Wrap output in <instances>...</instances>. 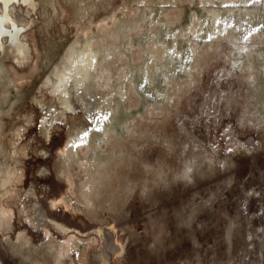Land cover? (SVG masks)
<instances>
[{"label":"rangeland","instance_id":"1","mask_svg":"<svg viewBox=\"0 0 264 264\" xmlns=\"http://www.w3.org/2000/svg\"><path fill=\"white\" fill-rule=\"evenodd\" d=\"M96 1L99 0H93L88 6L82 20L85 22L81 21L78 24L72 23V25L68 20L70 18L68 12H71L76 7L71 6V4H74V0H59V3L58 0H54L53 4L56 6V11L54 12L55 15L52 14V18L46 14V12L49 13V6L48 8H46L47 6L42 8L40 0H37V7L34 8L35 10L33 9L35 12L29 10L23 4H20L19 7L16 4L12 6L11 13L13 19L15 20L17 17V24L19 26L23 25L22 27H24L21 35L23 41L29 42L30 35L32 34L34 36V42H30V50H28V55H30L29 52L32 53L31 56L27 55L28 64H32L33 59L37 56L36 49H41L46 42H56L54 54L51 57L52 62H55L62 53L64 46L68 43L76 44L80 41L79 38H76L82 35L78 32V28L81 30L90 28L89 30L91 32L89 36L91 42L93 43L96 40L100 41L105 36V31L103 30H106V26L108 28L109 25L111 26L121 17L129 18L131 15L136 14L138 8L139 10L143 9V4H131V10H122L123 5L131 0ZM179 1L176 2L177 4H173L172 8H169L170 6L167 7L168 5L164 6L166 8H163V6L159 7V5L153 4L154 13L157 14L159 13L158 11L165 9L167 13L174 15L182 12L183 18L180 14L181 17L176 23V25H180L181 27L182 23L186 22L188 24L192 18V12L196 14L198 11L199 14L197 13L196 16L198 15L199 20L203 19L204 22L207 20L204 11H202V6L198 2L196 3L195 0H192L189 2L190 4L187 2L181 4ZM77 2L74 5H77ZM85 2H82V4H86ZM217 6L216 10L220 11L219 14L221 16L227 14V11L223 7L220 5ZM17 7L19 9L18 12ZM69 8L71 11H69ZM128 10H130L131 13H128L131 15L127 13ZM15 11L16 14L13 15ZM184 11L187 13L188 18H186ZM143 13L146 12L144 11ZM258 15H260L264 23V0ZM112 17H115V21ZM200 17L204 18L201 19ZM46 18L50 20V22L47 20V30L45 28L41 32L38 28L32 33L31 29L33 30L38 25L40 27L42 19ZM87 18H90V21L92 18L93 20L86 22ZM18 19L20 20L18 21ZM245 23L246 21L239 23L241 30L244 29ZM62 25L65 26V29ZM78 25L79 27L77 28ZM62 32L64 33L62 34ZM47 33L49 34L47 35ZM50 34L51 37H49ZM109 35L111 36V34ZM80 38L82 40L83 35ZM190 39L194 42L198 41L199 43L203 41V38L190 37ZM2 43L6 50L9 45V40L5 39ZM186 44L185 41H179L174 46L181 53L179 57L176 56L178 63L185 61L189 55L187 50H183ZM2 53L3 51H0L1 57ZM227 54L226 45H222L217 49L216 54L214 53L216 57L212 58L213 53L211 55L212 57L209 55L210 57L206 59V63L200 68L201 71L199 70V76L196 75V79L194 78V84H191L192 89L190 88L188 90L189 92L186 91L187 95L184 93L177 100L170 99L165 103V108L162 107V110H164L162 111V115L164 117L161 114L154 113L153 116H150V119L154 118L153 122H146L143 119L145 116L137 119L134 115L128 119L130 123L135 119V130L138 127L141 128L145 132V137L127 141L126 148L128 147L127 151L131 154V158L125 167L118 166L111 175L125 171L126 178L132 182V188L126 197L124 206L118 213L114 215L110 211H103L101 215H97V218L94 217V219L85 218L80 215H72L70 211L63 209L62 206L52 210L50 208V201L52 198L59 197L62 192H66L64 183L56 177L55 173L56 168L62 161V157L56 155L57 151L67 146L75 154H78V148L84 145L85 139L88 138L94 129L102 131L105 116L101 115L98 119L99 124L94 126L93 103L83 94L74 98V92H70L67 103L71 104V107L65 109H62L57 98H52L48 95L42 97L39 91H41L47 78H50V75H52L51 64L47 67H40V70L34 64L31 67L14 64L13 66L17 68V70L15 69L17 75L14 74V71H11L13 69H10L11 73L9 75H13V83L6 97L7 99L9 98L8 100L13 99V97L19 98L17 103L20 104L15 102L16 105L14 107L17 106L16 108L18 110H15L12 106V109L16 112L11 109L12 111L10 112L12 115L9 112V116H6L7 119H4L5 116L3 117L4 123L6 121L5 124L8 125H5L6 135L3 138V142L7 140V148L10 150L9 139L12 137L11 134L17 131L21 132L20 127H17L12 119L16 117V114L19 115L24 112L26 115L25 118L30 120L31 127H25L22 133V139L17 144L18 148L23 147L25 150L24 156L21 155L20 157V154L17 155L20 158L24 173L22 184L21 186H14L12 188L20 196L15 200L6 198L1 200V204L12 209L14 216L12 219L13 232L7 236L0 233V264H31L32 262H35L34 264H39V262L43 264H79L78 258L81 256L79 250L68 253L69 257L66 256L58 262L53 261L49 254H43L42 250L45 246V236L41 233L42 227H47L52 240H64L69 238V236H75L80 239L91 238L92 240L96 238L99 246L96 250H93V241L91 242L90 245L92 247L88 248L84 255V264H264V122L259 119L257 122H253L254 125H248L247 120L243 122L238 120L239 113L243 112V108L246 105V91L243 89H241L242 91L240 90V79L234 80V76L231 77L228 73L231 65L226 57ZM5 63L8 64V61ZM194 85L195 87H193ZM48 87H50V82H48L45 89ZM16 88L20 89L21 92ZM160 90L161 84L158 82L156 83L155 91H143L142 94L148 101H159L161 98L157 95V92ZM10 91L13 92L12 95ZM63 94L61 93L60 96ZM208 95H215L212 98L213 101L212 99L209 100L211 103L209 101H207L208 103L206 102V100L210 99ZM132 98L129 92L118 98L119 107H121L119 108V113L121 112L120 114H122L120 118L129 116L128 114L140 108L138 107L136 110L133 109L129 112L126 111V107L134 105V98L133 101ZM228 99L229 101H227ZM109 100L110 107L106 109L107 115L113 104V99L109 98ZM215 101L221 102L220 105L218 102L215 103ZM172 106H174V109ZM168 109H170L171 113ZM61 113L63 116H61ZM206 115L210 117H206ZM9 117L11 121H9ZM131 119L132 121H130ZM157 119L159 121L162 120L159 122ZM155 122H158L157 126ZM41 123L43 126L47 125L46 127L49 129V139L47 140L38 132V127ZM224 128H227V131L231 134V140L228 143L232 145L235 142L238 146L237 150L230 152L234 154L231 171L224 173L215 170L214 173L217 172L216 174L213 173L215 177L209 176L211 174H205V177L203 175L198 176L193 179L194 181L192 180V183H190L191 181L187 182L190 185H187L179 177L176 179L170 178L171 172H176L180 158L185 154V144L189 142V139L195 133L198 138L203 139V141L197 142V144L200 143L202 148L197 145V149L209 150V147L204 146L206 136L213 134L214 141L216 139L214 134L218 137L220 131ZM86 131L88 135L81 141L80 137ZM147 132H151V134ZM155 135H157V138L153 140L152 138H155ZM223 135L226 136L227 132L223 133ZM149 136L151 140H148L150 139ZM220 145L223 146L222 141H220ZM170 148L171 150H169ZM227 153L229 152L227 151ZM138 163L151 165L152 167L162 166L166 170L164 180H167H163L165 183L163 181H157L156 184L153 181L150 183V172L145 177V173L142 170L144 167H141ZM130 167L131 169L135 167L136 170H131ZM120 169L121 171H119ZM127 171L129 172L127 173ZM140 177H143V181ZM142 184L146 187L142 188L145 191L140 190ZM139 191L141 192L139 193ZM143 194L145 197H143ZM66 196L71 200L74 199L73 195L69 192L66 193ZM23 203L31 204L35 227L30 225L27 218L21 213L20 210ZM188 215L189 218H187ZM20 233L22 236L19 237V240L17 236ZM20 243H22V246Z\"/></svg>","mask_w":264,"mask_h":264},{"label":"bare ground","instance_id":"2","mask_svg":"<svg viewBox=\"0 0 264 264\" xmlns=\"http://www.w3.org/2000/svg\"><path fill=\"white\" fill-rule=\"evenodd\" d=\"M40 1L42 3V8H44V6H47L46 8H48L49 6V13H47L46 11L45 12L49 15H47L48 17L52 18V14H54V12L56 11V6L53 4L54 0ZM77 1L81 2V4H79V2ZM108 1L110 2V0H107L106 2ZM177 1H125L126 3L123 5L122 10H131L132 8H130V6L139 4H143V9L139 10L138 8L136 14L134 15L129 14L128 12H130V10H128L127 13L131 16L129 17L126 13L125 15H127V17L129 18L121 17L120 19L115 21L114 18L116 16L114 18L112 17L115 22L111 26L109 25L108 28L106 26V30H103L105 31V36L102 40H96L92 43L89 36V33L91 32L89 30L90 28L81 30L80 28H78V25V32L83 35L82 40L80 38L82 35L80 36L77 33L79 36L75 37L79 38L80 41H78L76 44L68 43L66 46H64L62 53L55 62H52L51 58L56 47V42L53 41L46 42L47 44L45 43L41 49L37 48V56L35 57V59H33L32 64H28V50H30V42H34V36H32V34L30 35L29 42L25 40L23 41L21 35L24 27H22L23 25L19 26L17 24V17L15 20L13 19L11 8L15 4L18 5V7L20 4H23V6L25 5L29 10H33L35 7H37V0H0V51H3L2 57L0 56V233L2 235L7 236L10 235L11 232H13L12 219L14 215L10 207L7 208V206L1 204V200H3L4 198L15 200L20 196L12 188L14 186H21L22 184L24 173L22 170L20 158H18L17 155L20 154V157L21 155L24 156L25 150L23 149V147L18 148L17 144L22 139V133L24 132L25 127H31L30 120L25 118L26 115L24 112L19 115L16 114V117L12 119L15 125L17 127H20L21 132L17 131L13 132L12 134L10 133L12 135V137L9 139L10 150L7 148V140H5L6 142H3V138L6 135V130L4 128L8 126L7 124H5L6 121L4 123V119H7L6 116H9V114L11 113L10 111L13 110L14 112H16L15 110H18V108H16L17 106H14L16 105L15 102L17 103L19 99L12 96L13 99L8 100L9 98L7 99L6 97L8 96L7 94L9 93V88L13 83V75H9V73H11L10 69H13L11 71H14V74L17 75V68H15L16 66H13L14 64H22L24 66L27 65L26 67H31L34 64L38 69L40 67H47L49 64H51L52 75H50L51 77L48 76L50 78H47V81L43 84L41 91H39L42 97L48 95L49 97L57 98L58 103L61 105L62 109H65L71 107V104L67 103L68 95L70 94V92H74L75 97L72 96L74 98H77L81 94H83L93 103L94 126H97L99 124L98 119L101 117V115L105 116V121L103 123L104 127L102 131L94 129L93 132L88 136V138L85 139L84 145L78 148V154H75L74 151L67 146L62 147L57 151L56 155L62 157V161L56 168L55 173L56 177L64 183L66 192H62L57 198H52L50 201V208L54 210L59 206H62L63 209L70 211L72 215H80L85 218L94 219V217H96L97 215H101L103 211H110L111 213H114V215L120 211V209L124 206L126 197L132 188V182H130L129 179L126 178L127 175H125V171L113 175H111V173L115 172L118 166L125 167L130 160L131 154L127 151L128 147L126 148L127 141L145 137V132L141 128L138 127L135 130V119L131 123L128 122V119L134 115L137 117V119H139V117L141 118L142 116H145V118L143 119L146 122H153L154 118L150 119V116H153L154 113H158L159 115L161 114V116H163L162 111L164 110H162V107H164L165 103L170 99L177 100L181 95L187 93L186 91L191 88V84L193 83V81H195L194 78L201 71L200 68L204 63H206V59L209 58L212 53L213 57H211H216L214 53L216 54L217 49L222 45H226V50L228 52L226 57L229 64L231 65V69L228 73L231 75V77L234 76V80L240 79V90L243 89L244 91H246V105L245 108H243V112L239 113L240 116L238 120L242 122L244 120H247V123H249L248 125H254L253 122H257L259 119L264 122V23L262 22L260 15H258V12L261 11L263 0H259V2H256V0H195L196 3L198 2L202 6V11H204V15L206 16L205 18H207V20L204 22L202 19L204 17H200L202 20H199L198 15L196 16L198 11L196 14L192 12V18L190 19L188 24H186V22L182 23V27L180 25H176L179 18L182 16V12H179L178 15H174L172 13H167L165 11L166 9H160L161 11H158L159 13L155 14L153 10V4H157L159 5V7L163 6V8H166L164 6L168 5L167 7L170 6L169 8H172L173 4L175 5ZM191 1L192 0H180L179 2L181 4H184L186 2L190 4L189 2ZM75 2H77L78 4L74 5ZM82 2H85L86 4H82ZM91 2H93V0H74V6L72 4L71 6L76 7L72 11L69 8V11L71 12H68V16H70V18H66L69 20V23H71V25L72 23L78 24L83 20L86 14V10ZM96 2H100V0ZM217 5L223 7V9L227 11V14H223L224 16H221L219 14L220 11L216 10L218 7ZM18 7L17 12L19 10ZM102 9L104 10L103 7ZM144 11L146 13H143ZM88 12L90 11L88 10ZM14 14H16V11L15 13H13V15ZM122 16L125 17L124 15ZM24 18L26 19V17ZM186 18H188L187 13ZM19 20L20 19H18V21ZM47 20L49 19H42L41 26L38 27V25L34 27L33 30L31 29L32 33H34V31L38 28L41 30V32L45 30L47 26ZM92 20L93 18L91 19V21ZM87 21H90V18H87L86 22ZM242 21H246L243 30L239 28V23ZM48 22H50V20ZM64 27L65 26H63V28ZM63 33L64 32H62V34ZM48 34L49 33H47V35ZM109 34H111V36ZM49 37H51V34L49 35ZM190 37L203 38V41H201L200 43L198 41L194 42L190 39ZM5 39L9 40V45L6 50L4 49V44L2 43V41ZM179 41H185L187 43L186 45H184L183 50L185 49L189 52V55L187 56L185 61H181V63H178L176 60V56L179 57L181 53L177 47H174ZM29 54L30 55L28 56L32 55L31 52H29ZM6 60L8 61V64L5 63L7 62ZM197 81L199 80L197 79ZM48 82H50V87L45 89ZM158 82L161 84V90L157 92V95L161 99L159 101L146 100L142 94L143 91H155L156 83ZM193 87H195V85ZM127 92H129L131 94V97L134 98V101L132 98L134 105H130L131 107H126L125 105L126 111L129 112L133 109L136 110L138 107L140 108L135 112L128 114L129 116L120 118L122 114H120L121 112L119 113V108L121 107H119L118 98L122 97L123 94H127ZM12 93L13 92H11V95ZM61 93L64 94L60 96ZM215 95H208L210 99L206 100V102L211 100ZM220 97L219 99H221ZM236 97L235 99H237ZM109 98L113 99V104L111 105L110 112L107 115L106 109L110 107ZM80 99H82V97H80ZM227 101H229V99ZM170 102L172 103V101ZM217 102L215 101V103ZM12 106L15 108V110L12 109ZM172 108L174 109V106H172ZM72 110L74 109L72 108ZM168 110L170 112V109ZM158 114L157 116L160 117ZM61 116H63L62 113ZM207 116L209 115H206V117ZM8 119H10L9 121H11L10 117ZM161 120L158 121L161 122ZM130 121H132V119ZM157 123L156 126L158 125ZM8 124L10 123L8 122ZM241 125H243V123H241ZM46 126L47 125L43 126L41 123V125H39L38 127V132L42 137H44V139L47 140L49 139V129ZM185 131L187 132V130ZM190 132L192 133V131ZM226 132L227 135L224 136L223 133ZM147 133L151 134V132ZM195 134L193 135V137L191 136L192 138L189 139V142L185 144V154L182 158H180L179 166L176 169V172H171L170 178L176 179L179 177L183 179V181L187 184V182L189 181H191L190 183H192V180L195 177L197 178L198 176H204L205 174H211L209 176L215 177L214 174L217 173H214L215 170H219L224 173L226 171H231V165L233 163L232 158L234 157V154H231L230 152L237 150L238 146L237 144H235V142L232 145L228 143L229 140H231V134H229L227 128L222 129L218 137L214 134V137H216V139L214 140L215 142L213 141V134L206 136V142L204 146L206 145V147L210 148L209 150L207 149L208 151L200 149L202 147L200 146V143L197 144V142L203 141V139L198 138ZM155 136V138H152L153 140L157 138V135ZM151 137L153 136L151 135ZM220 138L222 139L220 140ZM148 140H151V138ZM220 141L223 142V146L220 145ZM165 142L167 143V141ZM197 145L200 146V150L197 149ZM169 150H171V148ZM227 151L229 153H227ZM231 155L233 156L231 157ZM138 164L141 165V167H144V169L142 170L145 173V177L146 174L150 172V183H152L153 181L156 184L157 181H163L165 179L166 170L162 166L152 167L151 165L142 163ZM163 166L165 167V165ZM132 169H135V167H133ZM119 171H121V169ZM129 171H127V173ZM140 178L142 180L143 177ZM164 181L163 183H165ZM190 183L187 185H190ZM142 188L146 187H144V185L142 184L140 190ZM142 191L145 190L142 189ZM67 192L73 195L74 199H69V197L66 196ZM140 192L141 191H139V193ZM143 197H145L144 194ZM20 211L27 218L29 224L35 227L33 221L34 214H32L31 204L23 203L21 205ZM192 215L194 214L192 213ZM187 218H189V215ZM41 230L42 235L45 236V246L42 250V253L49 254L52 260L55 262L60 261L66 256L69 257L68 253L79 250L81 254V256L78 258L79 264H84V255L86 254L87 249L92 247V245H90L91 242L93 241V250H96L99 246L96 238H93L92 240L91 238L80 239L75 236H69V238L64 240H52L51 234L49 233L47 227H42ZM22 234H18L17 239H19ZM20 245L22 246V243H20ZM34 263L35 262H32L31 264ZM39 264L43 263L39 262Z\"/></svg>","mask_w":264,"mask_h":264},{"label":"snow or ice","instance_id":"3","mask_svg":"<svg viewBox=\"0 0 264 264\" xmlns=\"http://www.w3.org/2000/svg\"><path fill=\"white\" fill-rule=\"evenodd\" d=\"M256 2H259V0H256ZM88 135L87 131L80 137L81 141L84 140V138ZM74 146H79V145H74ZM187 178V177H185Z\"/></svg>","mask_w":264,"mask_h":264}]
</instances>
